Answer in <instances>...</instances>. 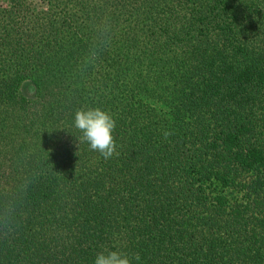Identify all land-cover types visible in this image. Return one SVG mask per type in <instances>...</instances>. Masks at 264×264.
<instances>
[{
	"label": "trees",
	"instance_id": "1",
	"mask_svg": "<svg viewBox=\"0 0 264 264\" xmlns=\"http://www.w3.org/2000/svg\"><path fill=\"white\" fill-rule=\"evenodd\" d=\"M108 250L264 264V0H0V264Z\"/></svg>",
	"mask_w": 264,
	"mask_h": 264
},
{
	"label": "clouds",
	"instance_id": "2",
	"mask_svg": "<svg viewBox=\"0 0 264 264\" xmlns=\"http://www.w3.org/2000/svg\"><path fill=\"white\" fill-rule=\"evenodd\" d=\"M72 126L81 133L79 143L87 144L90 151L98 152L105 160L118 154L112 135L116 121L107 111L91 107L78 109L73 115ZM171 134L166 130L163 136L167 139ZM133 260H140L138 253L130 257L115 250H108L98 252L93 264H132Z\"/></svg>",
	"mask_w": 264,
	"mask_h": 264
}]
</instances>
